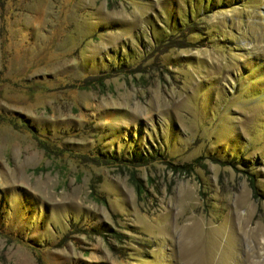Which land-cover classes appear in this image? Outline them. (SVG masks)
<instances>
[{
  "label": "rangeland",
  "instance_id": "obj_1",
  "mask_svg": "<svg viewBox=\"0 0 264 264\" xmlns=\"http://www.w3.org/2000/svg\"><path fill=\"white\" fill-rule=\"evenodd\" d=\"M0 264H264V0H0Z\"/></svg>",
  "mask_w": 264,
  "mask_h": 264
},
{
  "label": "trees",
  "instance_id": "obj_2",
  "mask_svg": "<svg viewBox=\"0 0 264 264\" xmlns=\"http://www.w3.org/2000/svg\"><path fill=\"white\" fill-rule=\"evenodd\" d=\"M183 28H185V27L184 26L183 27L180 26V28L177 29L175 32L170 33L169 35H167L166 37H164L163 40H162V42L163 43H166V44L167 43H170L173 34L176 36L179 33H180V35H182V33L185 32L183 30ZM175 33H177V34H175ZM180 35H178V36H180ZM177 39H180V38H177ZM103 73L104 72H102V74L100 73L97 76V78H99V80L101 79V76L103 77V75H107L108 74V73H104V74ZM157 157H160V159H162L164 157V155H161L159 152H156V153H146V151H144V150L143 151H140L138 148H136V149H133V150L129 151V156L126 157V158H121V159H124V160H121L120 161L119 160L120 158H116L114 156L104 157V155L100 152V150L97 147V153H96V157H94V159H96L99 163H118L117 161H119V163L126 162V163H129V164H133V166H134V165L145 164V163L149 162L152 159H156ZM217 159L214 158L215 161H220V160H217ZM230 162L232 163V161H230ZM185 165L186 164L178 165V168L181 167V166L184 167ZM246 172L248 173L247 180L249 181V184H250L253 192H257V189H256L255 184H254V178H253L252 174L250 172H248V171H246ZM131 178H132V184L137 189L140 188L139 187L138 180H136L133 175H131Z\"/></svg>",
  "mask_w": 264,
  "mask_h": 264
}]
</instances>
